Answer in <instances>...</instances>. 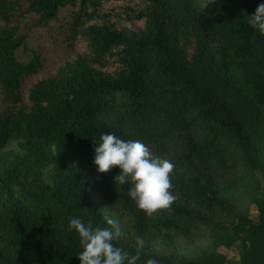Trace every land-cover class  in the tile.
Wrapping results in <instances>:
<instances>
[{
  "label": "trees",
  "instance_id": "1",
  "mask_svg": "<svg viewBox=\"0 0 264 264\" xmlns=\"http://www.w3.org/2000/svg\"><path fill=\"white\" fill-rule=\"evenodd\" d=\"M261 3L0 0V264H80L70 219L105 216L115 246L144 241L137 264H264V35L249 24ZM27 15L29 53L10 25ZM52 46L74 53L54 71ZM104 134L174 164L170 209L149 217L118 167L98 173Z\"/></svg>",
  "mask_w": 264,
  "mask_h": 264
},
{
  "label": "clouds",
  "instance_id": "2",
  "mask_svg": "<svg viewBox=\"0 0 264 264\" xmlns=\"http://www.w3.org/2000/svg\"><path fill=\"white\" fill-rule=\"evenodd\" d=\"M249 24L264 35V3L257 6ZM100 140L94 158L98 173L118 167L120 174L115 177L118 185L130 184L129 196L149 217L171 208L176 199L171 192L170 177L174 170L171 161L153 158L149 147L140 141H124L114 134H104ZM104 220L110 227H93L91 221L85 224L80 218L70 219L69 227L78 233L83 249L78 255L80 264H137L144 241L138 239V250L130 254L113 243L121 236L116 222L108 216ZM145 264H158V261L150 258Z\"/></svg>",
  "mask_w": 264,
  "mask_h": 264
},
{
  "label": "rangeland",
  "instance_id": "3",
  "mask_svg": "<svg viewBox=\"0 0 264 264\" xmlns=\"http://www.w3.org/2000/svg\"><path fill=\"white\" fill-rule=\"evenodd\" d=\"M34 21H35V17L33 15H27L24 18L15 17L12 18L10 21V25L17 26L18 32L26 37L27 53L36 49L37 31L33 24ZM47 51L49 52L50 57L52 58V61L50 62V69L52 71H54L61 63H63L64 60L71 58L74 55V53H70V52L67 53L65 51L59 52L53 46L48 48ZM18 55L22 57L23 50H19ZM262 184L264 185V178ZM101 196L102 193L99 190H95L92 194V198L94 201L100 200ZM249 215L253 218L256 217L257 215V207L253 203L249 205ZM218 250L224 253L227 259L229 260H233L238 257L237 250L234 247L231 248L220 247Z\"/></svg>",
  "mask_w": 264,
  "mask_h": 264
}]
</instances>
